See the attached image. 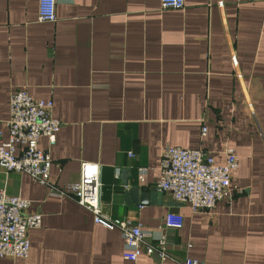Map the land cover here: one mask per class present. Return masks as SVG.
<instances>
[{
  "label": "crops",
  "instance_id": "1",
  "mask_svg": "<svg viewBox=\"0 0 264 264\" xmlns=\"http://www.w3.org/2000/svg\"><path fill=\"white\" fill-rule=\"evenodd\" d=\"M184 1L164 10L160 0H56L55 23L40 24L38 0H0L1 140L17 88L51 99L62 124L52 146L39 139L49 185L0 169V188L42 213L28 257L0 264H264V0ZM165 146L202 148L218 164L234 148L232 191L211 211L178 209L183 226L164 231L166 260L144 245L131 262L119 229L56 190L79 180L82 162L97 163L103 211L157 230L173 201L155 187ZM132 185L161 204L134 202Z\"/></svg>",
  "mask_w": 264,
  "mask_h": 264
},
{
  "label": "built area",
  "instance_id": "2",
  "mask_svg": "<svg viewBox=\"0 0 264 264\" xmlns=\"http://www.w3.org/2000/svg\"><path fill=\"white\" fill-rule=\"evenodd\" d=\"M160 2L164 10L185 7L184 0ZM37 5L36 22L55 23L56 0H38ZM52 106L51 99H33L24 88L12 90L8 104L9 118L5 122L8 129L5 141L1 140L0 131V169L28 174L32 181L49 185L52 159L48 150L39 148V139L45 136L50 146L56 142V134L62 124L53 116ZM206 130L207 127L202 126L201 134L204 135ZM223 154L224 162L218 164L213 155L202 148L165 146L161 151L156 190L169 193L173 201L186 204L194 213L213 210L217 202L232 191L231 179L238 165V155L234 148H224ZM100 170L101 166L97 163L82 162L79 180L62 185L56 193L60 198L71 197L78 205L88 209L93 214L95 224H101L109 230L119 229L125 244V260L136 261L144 245L146 255L154 254L161 261L166 260L168 253L164 231L181 228L183 217L179 213L168 212L161 226L149 231H145L139 222L112 218L102 209ZM137 171L142 179L146 169L140 167ZM29 203V200L9 195L0 188V257H28L29 230L39 228L42 222L41 212L27 213ZM192 246V243L188 244V247ZM178 264L200 262L195 258L185 257Z\"/></svg>",
  "mask_w": 264,
  "mask_h": 264
},
{
  "label": "water",
  "instance_id": "3",
  "mask_svg": "<svg viewBox=\"0 0 264 264\" xmlns=\"http://www.w3.org/2000/svg\"><path fill=\"white\" fill-rule=\"evenodd\" d=\"M127 196H129L134 202H136V196L138 197L137 202L139 204H147L148 201L151 203L161 204L162 200L158 198L157 193L153 191L146 190L145 188H139L137 185H132L128 190H126ZM171 209L170 212L177 213L178 209L183 206L182 203L175 201L166 202Z\"/></svg>",
  "mask_w": 264,
  "mask_h": 264
}]
</instances>
